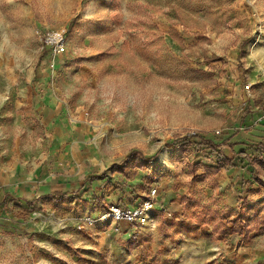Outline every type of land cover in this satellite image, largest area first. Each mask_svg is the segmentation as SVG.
I'll use <instances>...</instances> for the list:
<instances>
[{"label":"rangeland","instance_id":"obj_1","mask_svg":"<svg viewBox=\"0 0 264 264\" xmlns=\"http://www.w3.org/2000/svg\"><path fill=\"white\" fill-rule=\"evenodd\" d=\"M60 28L54 55L40 36ZM263 107L264 0H0V182L35 190L0 213V264H264V186L165 145L264 140ZM61 127L85 132L81 160L52 151ZM132 150L154 157L116 169ZM59 175L78 198L36 189ZM151 190L141 222L100 221Z\"/></svg>","mask_w":264,"mask_h":264},{"label":"trees","instance_id":"obj_2","mask_svg":"<svg viewBox=\"0 0 264 264\" xmlns=\"http://www.w3.org/2000/svg\"><path fill=\"white\" fill-rule=\"evenodd\" d=\"M256 127L264 129V122L260 121ZM165 145L167 147H179L190 151L196 158L194 163H190L193 169L195 168L194 166L201 163L214 171L236 168L245 171L248 174V178L242 180L237 186L241 191H244L246 187H252V184L264 186V180L257 173V167L264 168V140L262 139L244 143L235 139V132L213 134L211 136L194 133L172 138L166 141ZM134 157L149 161L154 156L144 157L140 151L132 150L118 164H114L117 167L116 169H122L123 167L120 166H124L127 161ZM93 179L91 176H87L81 183V186ZM78 197V190L71 192L69 189L55 191L49 194V198L53 201L70 200ZM25 202L28 207L33 204L29 198H25Z\"/></svg>","mask_w":264,"mask_h":264},{"label":"crops","instance_id":"obj_3","mask_svg":"<svg viewBox=\"0 0 264 264\" xmlns=\"http://www.w3.org/2000/svg\"><path fill=\"white\" fill-rule=\"evenodd\" d=\"M262 111L260 115L262 114ZM53 139L55 144L53 145L52 151L62 153L61 155H63V158L68 160L67 162H74L76 159L81 160L85 155H87L85 152L86 135L82 130L66 132V130L61 127L54 133ZM67 162L65 164H68ZM13 175L14 174L11 172L9 174H5V177L0 182V202L2 201V203H0V213L5 212V209H11L12 207L21 209L25 208V206L27 207L25 198L31 199V194L33 195V192L35 191L30 188V183L27 180L28 178L15 177L16 175ZM227 175L226 170L222 169L220 177L223 181L224 176L227 177ZM60 177V175L53 176L47 181H41L36 189L39 191L49 190L50 193L69 189L67 186V180L65 178L61 180ZM53 181H57V183L55 184ZM2 217L3 216L0 215V219H2Z\"/></svg>","mask_w":264,"mask_h":264},{"label":"built area","instance_id":"obj_4","mask_svg":"<svg viewBox=\"0 0 264 264\" xmlns=\"http://www.w3.org/2000/svg\"><path fill=\"white\" fill-rule=\"evenodd\" d=\"M40 41L44 46L49 47L52 54L58 55L64 52L66 47V32L65 29L47 30L40 36ZM264 122V108L262 114L258 118V122ZM155 190H151L148 198L140 202L136 206L126 205L122 207L118 204H111L108 211L101 217L100 221H110L114 224L119 222L136 223L141 222L142 216L153 206V198Z\"/></svg>","mask_w":264,"mask_h":264}]
</instances>
